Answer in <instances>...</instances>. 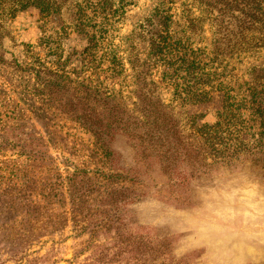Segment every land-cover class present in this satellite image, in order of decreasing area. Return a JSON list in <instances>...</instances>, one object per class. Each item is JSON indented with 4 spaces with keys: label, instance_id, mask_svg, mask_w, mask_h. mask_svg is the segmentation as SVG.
Listing matches in <instances>:
<instances>
[{
    "label": "rangeland",
    "instance_id": "1",
    "mask_svg": "<svg viewBox=\"0 0 264 264\" xmlns=\"http://www.w3.org/2000/svg\"><path fill=\"white\" fill-rule=\"evenodd\" d=\"M80 1L50 17L30 6L0 37V264H264V111L248 109L252 86L264 106V42L249 41L264 0L169 4L216 71L204 82L148 55L136 30L160 0H101L109 64L85 51ZM113 48L147 57L158 86L130 96L138 65L122 72ZM105 86L122 91L105 101Z\"/></svg>",
    "mask_w": 264,
    "mask_h": 264
},
{
    "label": "trees",
    "instance_id": "2",
    "mask_svg": "<svg viewBox=\"0 0 264 264\" xmlns=\"http://www.w3.org/2000/svg\"><path fill=\"white\" fill-rule=\"evenodd\" d=\"M160 1L162 2V5L160 6V4L158 3V5L153 9V12H151L152 14L150 16H147L145 20L138 26V30H136L138 31V35H140L143 39H146L147 41L149 40L148 43L150 49L148 51V55L151 56V59H155L153 63L157 65L159 62L161 64L163 61L169 63L172 61L173 64L174 61L178 63L181 62V65L179 64V66L182 70H184V78H195V80H198L197 82H204V79H210V77H212L213 73L215 74L216 71L206 70V63L202 58H199L196 55V53L198 54V56L204 53H200L199 55L196 49L190 48L188 45H186L185 41L182 40V36H179L180 33H178L177 28H173V25L177 23V21L173 18L174 14L170 12L171 7H169V4H174L177 2V0ZM232 3H234L233 0ZM166 4H168V7ZM204 4L208 5L206 2H204ZM234 4L241 11L246 10L244 8V5L243 7H241V5H239L238 3ZM65 5V0H0V37L5 34L8 22L19 11H23L30 6H38L43 14L46 13L45 16L50 17L51 14L61 12ZM100 5L101 0H87L85 2L84 0L83 2L81 0L80 2H78L76 11L77 22L75 24L80 25L81 32H83L89 38L90 46L87 47L85 51H88V55L92 56V60L100 56V58L98 57L99 59L102 58L104 63L109 64L111 61L108 56H106V54L108 52L107 47L110 45V27L112 24V17L106 12L103 13V11H101ZM101 13L103 15H101ZM261 15H264V9H262ZM221 20L226 21L225 18H222ZM191 22H193V20H191ZM256 22H260L261 25L257 27V25L254 23L252 27H250L252 28L251 30H253L255 33L250 35L249 41L253 42L255 40H258V42H264V17ZM225 23L230 24L228 21ZM235 24L238 27L237 35H242L241 33H244V31L248 29V26L246 25L247 23L243 25L241 21H235ZM102 29H104L103 35H98L99 30ZM97 45L99 46L96 47ZM133 46L134 45L129 44L127 45V48L132 49ZM182 46H185V49L182 48ZM124 51L127 52L126 55H124ZM113 52H115L114 48ZM139 55H141V53L137 50L135 51V53H131L127 49H123L122 51L116 50L115 52L116 58L120 61L119 64L122 67V72L123 70H127L125 67L127 62L131 65H138V69L133 75V84L135 87L128 91L130 96L134 98L136 96L140 97L142 95H146L148 92L153 91V88L157 87L159 84V81L155 80L152 76L153 69L151 70V68L153 64H150L149 61H147V57L141 58ZM32 60L33 59H26L25 61H23L22 67L18 66L20 71H28V74L30 76H33L34 79H37L38 81L41 80L40 83H42V81H44L45 83L50 82L52 76H54L55 73L45 68L33 66L35 64ZM111 66L112 65H109L108 67ZM112 69H116V67ZM257 69L258 72H253V76L255 75V78H263L264 67L263 69ZM127 76L129 75H123V77L125 78H127ZM65 79H68V77L66 76ZM40 83L37 84V88L40 86ZM251 88L252 89H249V92L253 100L252 103L248 102V109L252 108L255 111H264V106L256 107V98L259 94H262L263 91L260 92L261 90L256 86H252ZM198 90L199 88L196 89L195 92L197 93ZM121 91L109 89L107 86H105V89L98 92L97 94H100V97L101 95H103L102 99L106 101L108 98L114 96H116L117 99V93L115 92ZM117 106L122 107L121 104L117 102V104H115L114 111L118 109ZM245 108L247 109V107ZM215 126L220 127L219 123ZM46 183L47 181H44L43 185ZM49 189L51 190L47 193H44L46 194V197L50 196V194H54L53 190L56 191L55 188L51 187V184L49 186Z\"/></svg>",
    "mask_w": 264,
    "mask_h": 264
}]
</instances>
